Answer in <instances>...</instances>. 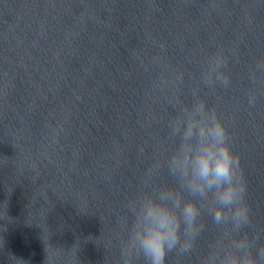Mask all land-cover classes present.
Wrapping results in <instances>:
<instances>
[{
    "label": "clouds",
    "instance_id": "obj_1",
    "mask_svg": "<svg viewBox=\"0 0 264 264\" xmlns=\"http://www.w3.org/2000/svg\"><path fill=\"white\" fill-rule=\"evenodd\" d=\"M228 63L221 49L207 54L200 81L190 89L191 102L179 95L171 98L167 140L161 145L164 158L153 160L140 190L127 203L122 264H134L138 258L143 264H166L170 253L192 255L205 229V214L219 230V239L199 256V264H264L260 232L250 236L245 231L253 217L240 156L233 150L224 117L201 94V83L213 93L230 86ZM257 66L264 69V59ZM175 80L183 85L184 74L179 72ZM164 172L173 184L158 183Z\"/></svg>",
    "mask_w": 264,
    "mask_h": 264
}]
</instances>
